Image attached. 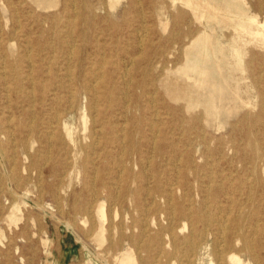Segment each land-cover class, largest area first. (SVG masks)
Here are the masks:
<instances>
[{"label": "rangeland", "instance_id": "1", "mask_svg": "<svg viewBox=\"0 0 264 264\" xmlns=\"http://www.w3.org/2000/svg\"><path fill=\"white\" fill-rule=\"evenodd\" d=\"M133 1L0 0V264H120L126 252L136 264H230V251L245 263L264 264V43L246 34L237 40L233 25L211 21L209 14L200 22L182 3ZM244 2L264 24V0ZM125 20L126 30L110 28ZM205 28L215 53L209 64L201 54L189 61L186 46ZM146 52L155 56L151 65L142 60ZM20 58L19 66L14 61ZM79 70L82 80L89 70L95 74L86 84L95 85L89 95L101 93L98 110L104 113L108 99L124 101V90L131 107L112 111L125 145L86 171L81 147L93 139H85L82 111L92 105L84 83H73ZM143 75L190 85L197 95L172 97L150 84L132 89L131 77L140 81ZM63 81L78 92L73 112L64 111V90L52 100ZM105 89L110 93L103 95ZM211 92L216 98L208 106ZM41 93L47 96L43 105ZM26 96L36 97L35 107ZM58 111L66 113L78 145L51 123ZM90 112L94 117L98 111ZM125 113L127 123L116 121ZM102 180L114 190L98 197L106 203L105 223L91 195ZM252 213L258 225L242 217ZM223 219L229 220L226 240L216 236ZM233 232L242 238L231 239Z\"/></svg>", "mask_w": 264, "mask_h": 264}, {"label": "bare ground", "instance_id": "2", "mask_svg": "<svg viewBox=\"0 0 264 264\" xmlns=\"http://www.w3.org/2000/svg\"><path fill=\"white\" fill-rule=\"evenodd\" d=\"M109 1V0H108ZM131 4L134 2L133 0H130ZM219 1H222L225 4V8H223L222 6H220L219 4H215L218 3ZM245 0H172L173 4L176 3H182L185 5V7H187L194 15V18H196L197 20H199L201 22V20L203 18H206V16L209 14L211 17H209V19L211 21H219L218 23H224L226 27H230L231 25H233V29L234 32L236 34V39L238 40L242 34H246L250 37H252L253 39H258L259 41H261L262 43H264V24H261L260 21L257 19V17L255 16H250V14H248V9L249 6L248 4H246L244 2ZM12 2V1H11ZM71 3V2H70ZM86 4V10L89 13H94V8L91 4H89L88 2H84ZM14 5V4H13ZM74 5V4H73ZM116 5V4H115ZM139 5V4H138ZM12 6V5H11ZM73 7V6H72ZM112 7V6H110ZM93 8V10H91ZM143 8V7H142ZM248 8V9H247ZM110 10V8H109ZM73 11V10H72ZM16 15V14H15ZM95 15V14H94ZM142 15V13H141ZM18 17V16H17ZM75 19V18H74ZM129 25V21L125 20L122 24H111L110 28L114 29L117 32H121L123 30H126L127 26ZM167 26V25H166ZM258 27L259 30L255 31L253 27ZM146 28V26H144ZM144 30V29H142ZM216 30V29H215ZM214 29H212L213 32H215ZM232 30V29H231ZM1 31V30H0ZM141 34V33H140ZM143 35H144V31H143ZM139 36V35H138ZM144 38V37H143ZM213 38L214 36L209 32V30L207 28H205L203 31H200V33H198V35L189 43L188 46H186V52H185V56L187 57V59L190 61L193 56L197 58V56L199 54H201L202 57V62L205 64H209V59H210V53L214 54L215 50H214V46H213ZM140 39V38H139ZM234 39V51H235V55L237 57H240V49L238 48V42L237 40ZM141 41H143L142 39H140ZM139 40V41H140ZM67 43V42H66ZM143 43V42H142ZM72 46V45H71ZM140 46V45H138ZM73 50V48H72ZM97 50V49H96ZM198 51L197 53L194 54V52ZM31 51V50H30ZM70 51V50H69ZM28 52V51H27ZM71 56V55H70ZM70 56L68 57L70 60ZM117 56V55H116ZM155 56H153L152 54H149L148 52L144 53L142 60L146 62H148V65L153 64V58ZM94 59V58H93ZM3 60V59H2ZM152 61V62H151ZM14 63H16V65H21L23 63V60L20 59H16L14 61ZM183 64V63H182ZM179 64H176V66ZM4 66V65H3ZM130 68V67H129ZM194 67H191V69H193ZM190 69V70H191ZM100 70V69H99ZM101 71V70H100ZM1 72V71H0ZM4 72V70H3ZM101 73V72H100ZM118 73L117 71L114 72V74ZM71 75V74H68ZM73 83L74 85L76 84V79H78L79 81L83 82L84 85H82V89L84 90L85 94H86V99L90 102V105H92V107L90 106V108L88 107V105H85V110L83 108L84 111H82V120H83V125H84V132L89 131L87 134L88 136H85V139H87L88 137L93 139L89 144L82 146L81 149L82 150H86L85 152H87V156L85 157V159H83L80 168L84 171L88 169L95 167V162L97 160H110L112 157V150L117 148L118 146L124 144V140L118 135L119 129L117 128L118 124L114 125V118L116 116H114L112 114V111L115 110V108L119 105L122 104L123 108L125 109V111L130 112V108L129 106L126 104L128 101V96L126 95V90L122 91L121 94H123V99L124 101H117L115 98L113 99H108L106 102V109L103 113V111L98 110V101L101 98V93L99 96H97V94L99 93V91L97 90L96 93L94 95H89V91L94 92L95 91V85H91L90 86L88 84H86V82H90V80L95 77L94 72L91 70L88 71V73H86L83 77L82 80V71L79 70L77 71V74L75 75L73 72ZM125 77H127V74L125 72L124 74ZM130 76V75H129ZM79 77V78H78ZM123 77V76H122ZM81 78V79H80ZM93 78V79H94ZM106 78V74H104L102 76V79L105 80ZM124 78V77H123ZM130 78V77H129ZM107 85L110 82V79L107 78ZM113 79V77H112ZM134 77H131L130 82L128 83L129 85H132V89H140V88H144L147 85H153V87L157 90L158 88L160 89H166L169 93V95L175 96V95H183L184 97L190 98L192 99L195 95H197L196 92H194L193 90H191L190 85H186V84H181L178 82H175L171 79H158V80H151L147 81V76H144L137 81L133 80ZM137 79V78H135ZM3 80V79H2ZM126 80V79H125ZM94 82V81H93ZM200 82V81H199ZM200 84V83H199ZM7 85V83H6ZM32 87V85H31ZM59 87V88H58ZM58 89H55L56 92L54 93L53 99L52 100H56L57 98H61V92L64 90L67 95H68V102H69V107L64 110V111H68L71 110L73 112L74 108H75V98L78 96V92L75 91L76 89L73 88V84H65V82L63 81V83L58 85ZM109 90V89H108ZM107 89H105L103 91V95L110 93ZM7 91V90H6ZM212 91H217V89H214ZM8 94V93H7ZM33 94V93H32ZM141 95V94H140ZM143 96V95H141ZM27 99L30 102V106L31 107H35L36 103L35 101L37 100L36 97H32V96H26ZM94 97L96 98V100L94 101ZM8 98V97H7ZM129 98H131V96H129ZM215 98L216 95L214 96L213 93L211 92L210 95H207L205 97V99L207 100V104L208 106H212V103L215 102ZM47 99L46 94L41 93L39 96V100L41 105H43V103H45ZM203 100V97L201 98ZM151 103V102H150ZM153 103V101H152ZM135 104V103H134ZM214 106V105H213ZM154 108V107H153ZM210 108V107H209ZM216 108V107H214ZM91 109H94V111H98L97 115L90 116V111ZM142 110L145 111V109L143 108ZM60 112L58 111L55 117V121L53 120L51 123H56L57 128H61L62 130V134L64 133L65 137L70 141V143L73 144V146L78 145V140L74 137V128L71 127V125L67 122V120H65L66 118V113ZM33 113V111L31 112ZM29 112V115L31 117H36L35 114H31ZM106 113V114H105ZM132 113V112H131ZM102 114H103V118H102ZM109 114V115H108ZM212 113L208 112V115H211ZM93 115V114H92ZM106 115V116H105ZM108 115V116H107ZM157 115V114H156ZM12 118V117H11ZM102 118V119H100ZM121 119H125V123H127L129 121V118H127L126 113L121 115L120 117L117 118L116 121H119ZM136 119V118H135ZM198 119V118H196ZM200 119V117H199ZM10 120V119H9ZM136 122H139L138 125H140L141 123V119L138 118L136 119ZM119 123V122H118ZM155 123V122H154ZM32 124V121H31ZM30 124V125H31ZM182 124V123H181ZM29 125V126H30ZM109 125V129L107 128V126ZM137 125V126H138ZM236 126V125H235ZM34 125L30 126V130L33 132L35 130ZM123 127V126H122ZM153 127V126H152ZM151 128V127H150ZM108 129V130H106ZM51 130V129H49ZM30 131V132H31ZM102 132V134H101ZM122 133V132H121ZM12 134V133H11ZM52 134V132H51ZM53 135V134H52ZM101 135V136H100ZM154 135V134H151ZM157 135V134H156ZM28 137V136H27ZM37 138V137H36ZM49 138V137H48ZM51 138V137H50ZM154 138V136H153ZM40 140V139H39ZM154 140V139H153ZM163 140V139H162ZM139 141V140H138ZM137 142V141H136ZM14 143V142H13ZM50 143V142H49ZM125 145V144H124ZM155 146V145H154ZM122 148V147H121ZM125 148V147H124ZM122 148V149H124ZM50 149V148H49ZM14 150V149H13ZM125 151V150H124ZM15 152V151H14ZM175 154V153H174ZM91 155V156H90ZM171 155V154H170ZM25 156V155H24ZM28 156V155H27ZM135 156V155H134ZM133 156V157H134ZM1 158V157H0ZM26 158V157H25ZM147 159V158H146ZM151 159V158H148ZM14 160V159H13ZM71 161V160H70ZM14 163V161H13ZM12 163V165H13ZM64 163V162H63ZM118 163V161L116 162ZM178 163V162H177ZM15 164V163H14ZM65 164V163H64ZM107 164H110L109 162ZM67 165V163L65 164ZM77 165V163H76ZM93 166V167H92ZM148 166V165H147ZM117 168V167H116ZM136 168V166H135ZM2 169V168H0ZM123 169V168H122ZM148 169V168H147ZM9 170V169H8ZM110 170V167L102 169V168H98L96 170H94L93 174H95L94 176L98 177L99 174L104 173L106 174V172H108ZM10 171V170H9ZM73 171V169H72ZM92 172V171H89ZM4 173V172H3ZM121 173V172H120ZM149 173V172H148ZM13 174V173H12ZM4 175V174H3ZM2 175V176H3ZM122 175V174H121ZM120 175V177H121ZM78 176V175H77ZM110 176V175H109ZM12 177V176H11ZM62 177V176H61ZM64 177V175H63ZM95 177V178H96ZM119 177V178H120ZM10 178V177H9ZM15 178V177H14ZM111 180V178H109ZM11 181V179H10ZM13 182V181H12ZM60 182V181H59ZM102 184V188L101 189H96L95 187H97V184H93L92 187V193L91 195L94 197L93 201H96V205H93L95 208H97V213L100 217V220L102 222L105 223L106 219H107V215L105 213V205L106 203L100 202V199H98V197L101 194H107L108 196L111 197V195H113L114 190H112L111 188V182L110 181H99ZM177 182V181H175ZM174 182V183H175ZM173 183V184H174ZM148 184V183H147ZM15 188V187H14ZM8 189V188H7ZM95 189V190H94ZM9 190V189H8ZM90 190V189H89ZM7 191V190H6ZM90 192V191H89ZM88 192V193H89ZM178 192V191H177ZM149 193V192H148ZM16 194V193H15ZM169 194V193H168ZM17 196V195H16ZM117 196V195H116ZM171 196V194H170ZM231 196V195H230ZM93 199V198H92ZM231 200V199H230ZM13 201V200H12ZM41 202V201H40ZM77 202V201H76ZM90 202V201H89ZM16 204V203H15ZM81 204V203H80ZM90 204V203H89ZM88 204V213L90 212V205ZM170 204V203H169ZM91 206V207H93ZM149 206V205H148ZM206 206V205H204ZM38 207V206H37ZM213 207V206H212ZM14 208H17V206H15ZM39 208V207H38ZM224 210L223 206H219L217 207V209H221ZM87 209V207H86ZM216 209V210H217ZM39 210V209H38ZM60 210V209H59ZM171 210V209H170ZM173 210V209H172ZM62 211V210H61ZM240 211V210H239ZM13 212V211H12ZM173 212V211H172ZM230 213V212H229ZM224 214V213H223ZM88 215V214H87ZM52 216V215H51ZM59 216V215H58ZM77 217V216H76ZM145 217V216H144ZM244 219H247V221L249 222V224L251 225H258V221L257 219H255L254 214H250L247 217L242 216ZM59 218V217H58ZM173 218V217H172ZM226 218V215H225ZM61 219V218H60ZM60 219H57L58 221ZM145 219V218H144ZM115 221V219H114ZM229 220L223 219V220H219V222L217 223V231H216V236L219 234V236H223V238L228 237V235L225 232V228L228 225ZM231 225L235 226L237 225L236 221H233L231 223ZM142 227V226H141ZM101 229L103 230V225H101ZM99 230V229H98ZM210 232V231H208ZM218 232V233H217ZM172 234V233H171ZM89 235V234H88ZM212 235V234H211ZM227 235V236H226ZM91 236V235H90ZM111 236V235H110ZM199 237V236H198ZM242 238L241 234H235V232L232 233L231 239L233 238ZM91 238V237H90ZM188 239V238H187ZM189 239H192L189 237ZM189 240H187L188 242ZM198 241V240H197ZM218 241V240H217ZM250 241V240H249ZM173 242V241H172ZM223 244V243H222ZM221 244V245H222ZM140 245V244H139ZM209 248H211V246H209ZM249 248L253 249L251 244L249 243ZM138 250V249H137ZM161 252V251H160ZM212 253V252H211ZM56 254V252L54 253ZM158 254V253H157ZM11 255V254H10ZM8 256V255H7ZM191 256V255H190ZM118 257V256H117ZM159 257V256H157ZM193 257V255H192ZM22 259V258H21ZM116 259V258H115ZM118 261L120 264H136L135 258L130 254V253H122L118 258ZM228 261L230 264H249V263H245L241 257L236 254L233 251H230L228 253V257H227ZM157 260V258H156ZM220 263V262H219ZM210 264H213V261L210 262Z\"/></svg>", "mask_w": 264, "mask_h": 264}]
</instances>
